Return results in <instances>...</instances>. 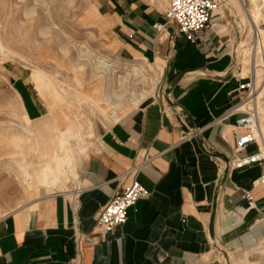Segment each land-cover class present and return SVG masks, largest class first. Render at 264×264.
<instances>
[{
	"label": "crops",
	"instance_id": "crops-1",
	"mask_svg": "<svg viewBox=\"0 0 264 264\" xmlns=\"http://www.w3.org/2000/svg\"><path fill=\"white\" fill-rule=\"evenodd\" d=\"M226 3L243 11L237 1ZM99 10L105 36L122 55L160 64L157 95L119 121L109 115L117 122L84 154L70 191L0 220V264H264L263 169L228 167L246 83L232 69L228 28L215 15L192 43L168 23L164 0H101ZM14 90L29 119L43 117L26 82ZM137 168L150 196L129 210L123 227L100 234L101 208Z\"/></svg>",
	"mask_w": 264,
	"mask_h": 264
},
{
	"label": "rangeland",
	"instance_id": "rangeland-1",
	"mask_svg": "<svg viewBox=\"0 0 264 264\" xmlns=\"http://www.w3.org/2000/svg\"><path fill=\"white\" fill-rule=\"evenodd\" d=\"M226 1L219 0L216 14L230 34L234 73L251 83L243 93L240 105L244 106L259 94L254 90L255 67L262 71L259 87L263 85L264 47L259 42L264 38H258L256 27L264 31V0L258 1V25L253 26L248 0H234L243 7L241 12ZM100 2L0 0V220L76 185L84 154L68 126L76 125L85 133L88 154L103 129L117 122L110 119L111 113H117L119 121L135 111L132 98L140 99V109L157 95L161 71L125 57L107 39ZM242 42L244 47L239 48ZM101 62L109 70H100ZM133 67L142 74H134ZM34 70L49 77L50 89L41 91L44 96L33 84ZM20 81L28 84L43 110L42 118L32 120L25 113L14 90ZM115 104L121 108L113 109ZM249 108L254 105L249 104L242 114H256ZM59 135L66 141L64 147Z\"/></svg>",
	"mask_w": 264,
	"mask_h": 264
},
{
	"label": "built area",
	"instance_id": "built-area-1",
	"mask_svg": "<svg viewBox=\"0 0 264 264\" xmlns=\"http://www.w3.org/2000/svg\"><path fill=\"white\" fill-rule=\"evenodd\" d=\"M167 3L165 13L168 23L176 25L179 32L187 41L196 43L200 35L205 33L212 25L215 12L219 9V0H164ZM156 30L161 33L163 26H157ZM251 83L246 82L241 90L246 91ZM239 112L238 108L236 109ZM255 115L246 113L236 120L233 127L236 140L234 145V158L228 161L231 170L244 169L253 165L262 167V175L258 183L264 187V145L261 146L253 133ZM198 134L200 132L198 131ZM193 135V134H192ZM264 143V135H262ZM251 147L255 148L252 154L242 157V154ZM100 153V152H99ZM153 158L146 159L144 164L151 163ZM131 184L117 193L98 214L96 228L100 234L112 235L118 228L128 222V212L137 203L150 196V193L138 181L139 170L134 169L130 173ZM81 190L77 192L79 194ZM243 199L249 207L255 205V199L250 192H245Z\"/></svg>",
	"mask_w": 264,
	"mask_h": 264
},
{
	"label": "bare ground",
	"instance_id": "bare-ground-1",
	"mask_svg": "<svg viewBox=\"0 0 264 264\" xmlns=\"http://www.w3.org/2000/svg\"><path fill=\"white\" fill-rule=\"evenodd\" d=\"M258 1L259 0H248L250 6H249V10L247 11V14H248V17H249V21L251 23V25L253 26L254 24L258 25V9H259V5H258ZM217 12V11H216ZM215 12V13H216ZM249 12V13H248ZM217 15V14H216ZM256 28L257 29V36L258 38L263 35V38H264V31L260 30V28L257 26ZM259 44L264 47V41L260 40ZM246 46V45H245ZM244 47V44L243 42L240 44L239 48H243ZM0 49H2V45L0 44ZM244 51H246L244 49ZM253 56V55H252ZM101 65H99V68L100 70H103V71H107L109 70V65H107L105 62H101ZM255 70L252 71V75H253V83H254V90H256V92H258L259 94L257 96L254 97L255 93L251 94V97H254V99H250L248 102H244L246 103L244 106L242 105H239L238 106V110L240 112L242 111H246V107L249 105V104H253L254 105V108H249L250 110H253L256 112L255 115V122H254V127H253V133L255 134L256 138H257V141L259 142V144L261 146L264 145L263 143V140H262V135H264V79H262V86L259 87V84H260V81H261V78H262V71L261 70H258V67L254 68ZM156 71H159L161 70V66L160 64H156V68H155ZM132 72H134V74L136 75H140L142 74L141 71L139 70L138 67H133L132 68ZM141 77V76H140ZM264 77V75H263ZM32 78H33V84L36 86V89H38L37 91L41 92L42 90H49L50 89V81H49V77L46 76L43 72H41L40 70H34L33 71V74H32ZM259 88V90H258ZM253 90V91H254ZM41 94H43L41 92ZM40 94V95H41ZM44 96V94H43ZM131 104L132 105H135V106H139L141 104V101L140 99L134 97L130 100ZM243 104V103H242ZM121 108V104H115L113 106V109H120ZM115 114V112H113ZM113 115V114H112ZM111 116V115H110ZM26 119V118H25ZM27 120L29 121V119L27 118ZM24 133L26 134L27 133V130L26 129H23ZM62 131V130H61ZM60 131V132H61ZM67 131L71 134V136L75 139L76 141V147L78 148V150H80V152H82L83 154H85L87 151H86V146H85V142H86V137H85V133H81L80 129L78 126L76 125H70L68 126L67 128ZM60 136V135H59ZM66 141L64 139V137L61 135L60 136V145L64 147ZM57 147V146H56ZM58 149V148H57ZM58 152V151H57ZM61 153V151H59ZM53 155V154H52ZM65 156V155H64ZM55 157V156H54ZM54 161V159H53ZM63 161V160H62ZM56 162V161H55ZM57 163V162H56ZM60 163V162H59ZM57 166V165H55ZM48 169V168H47ZM55 169V167H54ZM44 171V170H43ZM52 173V171H51ZM62 173V172H61ZM42 174V173H41ZM38 175V174H37ZM56 175H57V172H56ZM53 176V174H52ZM63 176V174H62ZM57 177V176H56ZM55 177L53 176V179ZM76 178H77V174H76ZM61 179V178H60ZM30 188V187H29ZM23 209V208H22Z\"/></svg>",
	"mask_w": 264,
	"mask_h": 264
}]
</instances>
